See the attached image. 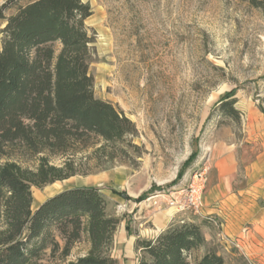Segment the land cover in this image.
I'll return each instance as SVG.
<instances>
[{"label":"rangeland","instance_id":"374dc122","mask_svg":"<svg viewBox=\"0 0 264 264\" xmlns=\"http://www.w3.org/2000/svg\"><path fill=\"white\" fill-rule=\"evenodd\" d=\"M84 1L93 11L86 25L96 36L90 64L95 94L135 123L133 142L139 149H129L125 163L54 183L41 182L38 157L3 158L0 167L16 164L31 185L33 209L68 187H100L110 213L121 220L110 251L117 264H137L134 240L153 238L161 227L182 219L210 233L207 247L195 256L211 249L226 264H264V229H254L246 242L228 241L215 216L210 221L191 212L174 214L165 203L159 209L144 202L146 196L186 185L193 170L203 166H208L207 191L218 181L211 155L216 146L235 154V185L244 183L245 166L264 153V0ZM6 4L0 0V31L1 13L14 12ZM1 41L0 32V50ZM228 93L236 99L239 121L218 110ZM63 160L51 158L57 165ZM170 215L171 220L165 217ZM252 228L245 227V233ZM4 230L0 209V232ZM252 239L257 243L250 244ZM90 250L84 232L68 255L47 253L39 264H69Z\"/></svg>","mask_w":264,"mask_h":264},{"label":"trees","instance_id":"16d2710c","mask_svg":"<svg viewBox=\"0 0 264 264\" xmlns=\"http://www.w3.org/2000/svg\"><path fill=\"white\" fill-rule=\"evenodd\" d=\"M254 1V0H252ZM1 13L0 159L38 157L42 183L88 175L125 163L138 133L114 103L96 96L90 71L95 32L84 0H7ZM218 102L221 116L239 121L236 99ZM221 122V120L219 121ZM64 158L59 165L51 158ZM147 196L144 198L146 199ZM30 183L15 163L0 167V264H39L50 253L68 255L87 232L91 250L69 264H117L110 251L121 222L96 185H77L32 208ZM63 242V244H61ZM200 224L178 221L154 238H136L137 264H226L208 249Z\"/></svg>","mask_w":264,"mask_h":264},{"label":"crops","instance_id":"0c3cea01","mask_svg":"<svg viewBox=\"0 0 264 264\" xmlns=\"http://www.w3.org/2000/svg\"><path fill=\"white\" fill-rule=\"evenodd\" d=\"M211 155L214 161L213 171L218 174V181L211 184L203 195L202 217L211 215L220 219L221 232L228 241L246 242L248 236L253 237L254 229H264V153L257 155L245 166L246 179L242 185L233 184L232 176L237 172V161L231 148L216 146ZM165 217L171 220L172 216ZM169 224L170 222L161 227L154 237ZM248 225L253 228L245 233ZM201 227L209 241L210 233ZM257 241L252 239L250 244Z\"/></svg>","mask_w":264,"mask_h":264},{"label":"built area","instance_id":"2783aa9c","mask_svg":"<svg viewBox=\"0 0 264 264\" xmlns=\"http://www.w3.org/2000/svg\"><path fill=\"white\" fill-rule=\"evenodd\" d=\"M208 166H203L193 170L186 185L171 190L168 194L160 192L148 196L144 202L161 209L165 203L168 208L174 210V214H185L191 212L202 216V203L205 186L207 182ZM205 219L215 221L211 215L204 216ZM184 219H182L183 221Z\"/></svg>","mask_w":264,"mask_h":264}]
</instances>
